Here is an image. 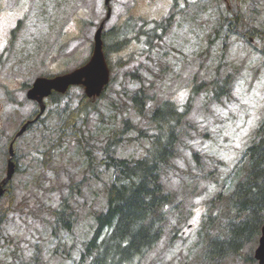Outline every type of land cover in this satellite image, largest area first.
<instances>
[{
  "label": "rangeland",
  "instance_id": "obj_1",
  "mask_svg": "<svg viewBox=\"0 0 264 264\" xmlns=\"http://www.w3.org/2000/svg\"><path fill=\"white\" fill-rule=\"evenodd\" d=\"M0 3L8 9L0 17L1 182L9 143L39 111L26 98L28 87L37 77L72 71L89 59L105 10L104 0ZM111 7L104 26L110 82L95 111L76 131H62L64 118L84 96L83 87H72L46 100L38 121L15 140V173L0 199V264H75L97 215L106 210L112 171L100 161L110 134L129 120L132 129L116 157L143 158L154 133L152 110L165 100L182 105L192 95L173 157L160 174L170 197L162 208L164 232L139 264H257L231 256L211 261L203 254L233 217L228 198L264 117V37H255L264 33V0H112ZM170 17L166 30L155 29L154 22L164 27ZM148 31L158 33L149 46ZM216 76L231 77L230 93L220 101L212 98ZM139 88L148 97L145 116L130 100ZM65 197L70 231L56 226L53 216Z\"/></svg>",
  "mask_w": 264,
  "mask_h": 264
},
{
  "label": "trees",
  "instance_id": "obj_2",
  "mask_svg": "<svg viewBox=\"0 0 264 264\" xmlns=\"http://www.w3.org/2000/svg\"><path fill=\"white\" fill-rule=\"evenodd\" d=\"M170 21L171 17L164 27L157 22L153 24L155 29L164 31L170 26ZM250 35L254 36L255 33ZM259 35L264 37V33L257 31L255 37ZM154 36L158 38V33L150 35L147 32V46ZM115 44L120 46V43ZM260 52L264 56V48ZM230 78L216 76L210 81L215 101L229 95ZM107 89L108 86L98 98L82 96L78 106L64 118L62 131L67 127L76 131L77 123H85L88 115L95 111L96 101L105 95ZM193 96L182 105L165 100L152 110L149 120L154 125V133L147 155L143 158H117L116 149L132 125L129 120H124L121 128L114 129L103 148L104 157L100 161L105 169L112 171L106 192V210L97 215L93 235L75 264H139L157 246L166 222L162 208L170 200L164 192L160 173L173 157L174 144L178 140L177 131L190 112ZM61 97L53 94L50 100ZM130 100L134 111L145 116L148 106L145 91L139 88ZM243 160L246 162L245 176L236 182L229 197L234 217L226 219L221 232L209 239L203 254L208 260H222L231 256L253 262L252 253L249 251L244 254L243 251L246 246L253 248L264 223V118L256 129L255 140L244 151ZM68 206L65 197L53 211V216L56 226L70 231L72 222L71 215L66 213Z\"/></svg>",
  "mask_w": 264,
  "mask_h": 264
},
{
  "label": "water",
  "instance_id": "obj_3",
  "mask_svg": "<svg viewBox=\"0 0 264 264\" xmlns=\"http://www.w3.org/2000/svg\"><path fill=\"white\" fill-rule=\"evenodd\" d=\"M105 1L106 3L109 2V0ZM101 30L102 25L95 34L93 53L87 64L68 74L53 78H38L35 80L32 88L27 93V98L37 101L41 106V112L44 109L42 100L47 97L51 91L65 93L72 85H82L87 97L98 96L101 93L103 87L108 83L109 78V71L102 53V43L100 39ZM25 128L26 125L22 127L18 135L21 134ZM12 157L13 149L12 145H10L6 177L0 184V197L4 193L3 186L6 185L14 173ZM255 259L259 264H264V225L261 229L258 247L255 250Z\"/></svg>",
  "mask_w": 264,
  "mask_h": 264
}]
</instances>
